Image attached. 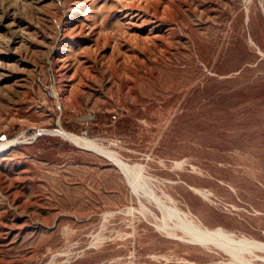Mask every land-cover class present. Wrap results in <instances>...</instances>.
I'll return each instance as SVG.
<instances>
[{
    "label": "rangeland",
    "instance_id": "1",
    "mask_svg": "<svg viewBox=\"0 0 264 264\" xmlns=\"http://www.w3.org/2000/svg\"><path fill=\"white\" fill-rule=\"evenodd\" d=\"M6 141L0 264H245L156 197L264 242V0H0Z\"/></svg>",
    "mask_w": 264,
    "mask_h": 264
},
{
    "label": "bare ground",
    "instance_id": "2",
    "mask_svg": "<svg viewBox=\"0 0 264 264\" xmlns=\"http://www.w3.org/2000/svg\"><path fill=\"white\" fill-rule=\"evenodd\" d=\"M52 132L59 134L77 144H85L95 148L98 151L105 152L98 146L92 144L85 136L68 131L63 127L51 130ZM10 140V139H9ZM92 140V139H91ZM14 141V140H13ZM13 141H6L0 143V149L9 145ZM17 142V141H16ZM90 148V147H89ZM107 152V151H106ZM113 161L123 170V172L129 177V180L133 184H137V180L133 178L132 173L138 166L126 164L119 157L109 154ZM139 173V172H138ZM160 209L163 212V219L158 223L161 230L170 235L180 236L187 238V240L201 245H213L220 249L225 250L232 256H234L239 262L245 264H257L254 262L253 254L256 251L264 252V242L250 238L247 236L237 237L233 231L227 230L222 226L210 227L202 226L196 223L194 220L187 218L185 215L187 212L182 211L177 206H169L160 198L156 197ZM145 209V208H144ZM172 219H176L177 223L172 224ZM246 253H250L252 257H247ZM256 258H263L260 254H255Z\"/></svg>",
    "mask_w": 264,
    "mask_h": 264
},
{
    "label": "built area",
    "instance_id": "3",
    "mask_svg": "<svg viewBox=\"0 0 264 264\" xmlns=\"http://www.w3.org/2000/svg\"><path fill=\"white\" fill-rule=\"evenodd\" d=\"M56 84H57V82H56V80H54L46 88H47V92H48L49 95L55 96V97H59V91L57 90Z\"/></svg>",
    "mask_w": 264,
    "mask_h": 264
}]
</instances>
